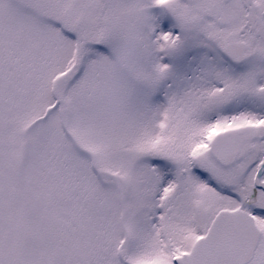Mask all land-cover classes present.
Segmentation results:
<instances>
[{"label":"snow or ice","instance_id":"6c2138e0","mask_svg":"<svg viewBox=\"0 0 264 264\" xmlns=\"http://www.w3.org/2000/svg\"><path fill=\"white\" fill-rule=\"evenodd\" d=\"M0 264H264V0H0Z\"/></svg>","mask_w":264,"mask_h":264}]
</instances>
